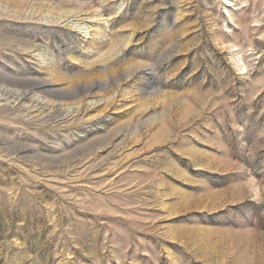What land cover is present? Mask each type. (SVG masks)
<instances>
[{
    "label": "rangeland",
    "instance_id": "obj_1",
    "mask_svg": "<svg viewBox=\"0 0 264 264\" xmlns=\"http://www.w3.org/2000/svg\"><path fill=\"white\" fill-rule=\"evenodd\" d=\"M0 264H264V0H0Z\"/></svg>",
    "mask_w": 264,
    "mask_h": 264
},
{
    "label": "bare ground",
    "instance_id": "obj_2",
    "mask_svg": "<svg viewBox=\"0 0 264 264\" xmlns=\"http://www.w3.org/2000/svg\"><path fill=\"white\" fill-rule=\"evenodd\" d=\"M82 28H85V27H82Z\"/></svg>",
    "mask_w": 264,
    "mask_h": 264
}]
</instances>
